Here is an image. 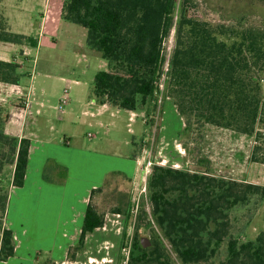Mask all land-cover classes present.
I'll return each mask as SVG.
<instances>
[{"label": "trees", "instance_id": "trees-1", "mask_svg": "<svg viewBox=\"0 0 264 264\" xmlns=\"http://www.w3.org/2000/svg\"><path fill=\"white\" fill-rule=\"evenodd\" d=\"M178 2L64 0L62 19L86 28L88 47L108 62L109 69L95 75L92 97L101 104L137 111L158 99L164 83L192 141L202 140L208 124L228 128L253 137L251 160L264 163V22L250 23L249 9L236 6L219 21L198 17L190 13L188 2L176 20ZM246 2L254 5V0ZM0 42L31 48L39 43L34 36L10 29L3 0ZM23 66L16 59H0V82L20 84ZM8 119L0 104V175L14 167L13 185L23 186L31 141L7 134ZM50 170L49 163L45 174ZM104 185L91 192L79 241L69 251L73 260L84 249L87 235L106 223L105 213L93 203ZM147 190L151 210L143 212L160 232L150 237L149 247H143L137 225L128 264H172L171 251L184 264H264V231L254 239L244 236L264 202L263 184L226 178L208 169L155 163ZM7 196L8 188L0 195L4 216ZM125 211L121 206L113 210L126 215ZM3 232L2 260H8L15 254L14 233L9 228Z\"/></svg>", "mask_w": 264, "mask_h": 264}, {"label": "rangeland", "instance_id": "rangeland-1", "mask_svg": "<svg viewBox=\"0 0 264 264\" xmlns=\"http://www.w3.org/2000/svg\"><path fill=\"white\" fill-rule=\"evenodd\" d=\"M63 2L64 0H3L10 29L34 36L39 41L21 69V84L26 90L33 88L42 101V107L38 109L35 105L29 114L30 127L47 126L51 129L47 136L55 143L63 142L64 136L70 138L74 145L102 146L109 141H119L123 152L129 155H133L132 141L135 140V144L140 146V155L145 156L141 158L142 167L146 160L151 159L153 164L193 171L208 169L219 176L264 185V163L251 160L255 139L228 128L208 124L202 140L192 141L191 133L184 132L185 118L179 113L173 99L167 96L164 83L158 99L142 110H137L136 119H133L131 111L125 109L108 107L100 110V104H90L88 100L91 98L88 96L93 93L95 75L100 70H108V62L97 51L95 54L90 53L88 58L72 52L74 48L90 51L86 48L88 33L83 26L61 18ZM187 2L191 6L190 13L198 17L219 21L223 19L222 15H227L236 6L239 9H249L250 23L261 25L264 22L262 0H254L253 6L246 0H179L176 20ZM68 27H72V30ZM21 47L2 42L0 57L12 60L16 53L21 54ZM74 79H79L81 83L76 84ZM66 88L69 89L71 101L63 110L74 113V116L72 119L62 120L59 118L58 106L65 96ZM86 110L88 111L85 112ZM94 111L96 114H93ZM132 160L134 161V157ZM50 165L52 170L48 174L44 171L43 180L58 187L59 195L67 206L74 196L66 187L69 183V169L63 172L56 163L50 162ZM11 169V166L7 167L0 175V195L7 191ZM111 173L105 176V182L108 180L106 185L104 182L102 190L93 197L94 205L105 213L106 223L90 238L94 240L88 242L87 256L78 255L73 260L69 253L67 258L70 261L80 258L83 260L82 264H128L137 225V236L140 239L150 238L156 231L160 232L154 221L143 212V209L146 212L151 210L147 197L148 178L145 179L143 175L136 180L123 175L111 178ZM56 204L43 208L40 216L48 215L50 221L57 211ZM119 206L126 210V215L113 212ZM3 217L0 210V233L3 230ZM125 230L126 235L123 236ZM261 231H264V202L252 217L244 236L254 239ZM49 241L37 239L36 246L39 250H32L30 254H14L12 257L16 256V259L12 264L49 263L51 253L45 251ZM71 249L73 252L74 248ZM170 254L172 264H184L175 252L171 251ZM90 257L93 258L89 259Z\"/></svg>", "mask_w": 264, "mask_h": 264}, {"label": "crops", "instance_id": "crops-1", "mask_svg": "<svg viewBox=\"0 0 264 264\" xmlns=\"http://www.w3.org/2000/svg\"><path fill=\"white\" fill-rule=\"evenodd\" d=\"M68 28L72 30V27ZM86 48L90 51L74 48L72 52L87 56V58L91 55L90 53H97L89 47ZM31 50L30 46H22L21 54L16 53L12 60L16 59L25 65L30 59ZM0 59L4 60L3 57ZM5 60L7 59L5 58ZM63 80H65L64 77ZM74 81L76 84L81 83L79 79H74ZM21 83L0 82V104L9 113V119L5 124L6 133L20 139L28 138L31 141L23 187L13 185L12 173L8 179L7 206L3 228H9L14 233L16 255L30 254L32 250L38 251L37 239H48L50 241L46 244L45 251L51 254L47 264H82L83 260L80 258L70 261L67 257L71 248L75 247L79 241L92 190L102 186L106 179L105 176L111 172H116V176L123 175L131 180L142 177L141 158L145 156L140 155V146L135 144V140L132 141L133 155L123 152L121 142L115 140L109 141L105 145L101 143L102 146L98 144H96L97 146L74 145L70 138L64 136L63 142L55 143L47 136L51 131L47 126H29L31 110L35 105L38 106V109L42 107V101L37 97L38 93L31 88L32 85L30 90H26ZM88 97L92 99L88 98L90 104H100L102 108L100 110H105L108 107L117 109L108 103H98L92 94ZM70 101L69 94L68 104ZM131 112L134 114L133 119H136L137 112ZM93 114H96V111ZM72 116L74 113L64 110L59 112V118L62 120L72 119ZM131 157H134V161ZM50 162L69 169V183L66 187L74 196L67 206L62 201V196L59 195L58 187L43 180V173ZM13 170L14 167L11 172ZM53 203H57V211L49 221L48 215L40 216V214L43 212V208L52 207ZM101 228H97L87 235V246L85 244L86 247L78 252L77 256H87L88 244L94 240L90 238ZM28 243L31 244L28 245ZM15 257L2 260L0 264H12L13 260L16 259ZM91 258L93 257L89 259ZM84 264L88 263L85 262Z\"/></svg>", "mask_w": 264, "mask_h": 264}, {"label": "built area", "instance_id": "built-area-1", "mask_svg": "<svg viewBox=\"0 0 264 264\" xmlns=\"http://www.w3.org/2000/svg\"><path fill=\"white\" fill-rule=\"evenodd\" d=\"M174 36H175V30L173 31L170 39H169V44H168V52L171 51L172 46L174 44ZM171 43V45H170ZM170 45V46H169ZM168 66V64H167ZM69 102V89H65V96L63 97V99L60 101V104L58 106V108L60 110H63L65 108V105ZM152 165H153V161L151 159H148L145 161V164L142 167L143 170V177L145 179L148 178L149 174L152 171ZM3 244H4V232L3 230L0 233V263L2 262V252H3Z\"/></svg>", "mask_w": 264, "mask_h": 264}, {"label": "water", "instance_id": "water-1", "mask_svg": "<svg viewBox=\"0 0 264 264\" xmlns=\"http://www.w3.org/2000/svg\"><path fill=\"white\" fill-rule=\"evenodd\" d=\"M141 243L143 247H149L152 244L150 238L148 237H142Z\"/></svg>", "mask_w": 264, "mask_h": 264}]
</instances>
